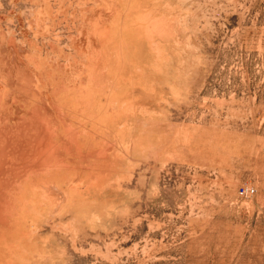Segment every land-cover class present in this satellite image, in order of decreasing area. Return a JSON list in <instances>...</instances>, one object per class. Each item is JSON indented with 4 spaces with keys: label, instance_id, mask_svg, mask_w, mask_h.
Listing matches in <instances>:
<instances>
[{
    "label": "rangeland",
    "instance_id": "374dc122",
    "mask_svg": "<svg viewBox=\"0 0 264 264\" xmlns=\"http://www.w3.org/2000/svg\"><path fill=\"white\" fill-rule=\"evenodd\" d=\"M45 101L108 161L57 219L34 197L0 264H264V0H0L8 165L41 155Z\"/></svg>",
    "mask_w": 264,
    "mask_h": 264
},
{
    "label": "bare ground",
    "instance_id": "6f19581e",
    "mask_svg": "<svg viewBox=\"0 0 264 264\" xmlns=\"http://www.w3.org/2000/svg\"><path fill=\"white\" fill-rule=\"evenodd\" d=\"M29 82L32 83L29 78L22 80V82H19L20 88L25 91L26 95H37V87L36 89L32 88V85L29 86ZM56 100L58 104L64 101L59 98H56ZM2 114L4 115V113ZM6 117L4 116V119L3 117L1 119L0 116V122L5 123ZM28 117L27 120H36L40 124L41 133L39 136L41 137L38 142L39 150L37 151H41V155H38L40 152L36 151L38 156L35 154L32 161L26 160L24 163L26 166L25 171L19 170V168L16 169V166L14 167L12 164L8 165L7 159L15 157L17 147L13 139L8 138V133L12 129L7 128L8 126L2 128L0 125V138H5V141L0 143V233H20L22 231L20 226L23 223L24 214H29L32 210L37 211V204L34 205V197L39 196V203H37L41 206L48 205L53 210H58L55 219L60 215L63 216L64 210L68 208L70 195L62 184H66V182L78 184L82 180V172L105 165V162L108 161L107 144H93L90 152L82 151L78 144V130L71 125H66V116L61 106H57L56 103L50 104L45 101L39 108L29 112ZM105 121H108V123ZM111 121L105 119L103 122L111 125ZM27 153L24 152L21 156L26 158L28 157ZM36 156L40 157L37 158L40 160L34 162ZM39 177L44 179L40 185L36 181L31 184L32 188L23 184L24 181ZM62 220L63 218L60 219V221Z\"/></svg>",
    "mask_w": 264,
    "mask_h": 264
},
{
    "label": "built area",
    "instance_id": "2783aa9c",
    "mask_svg": "<svg viewBox=\"0 0 264 264\" xmlns=\"http://www.w3.org/2000/svg\"><path fill=\"white\" fill-rule=\"evenodd\" d=\"M257 190L254 187L251 186H244L241 191L239 192V195L241 198H251L256 194Z\"/></svg>",
    "mask_w": 264,
    "mask_h": 264
}]
</instances>
